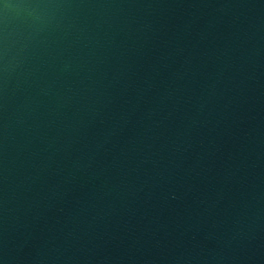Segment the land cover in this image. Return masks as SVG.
Segmentation results:
<instances>
[{"label": "water", "instance_id": "water-1", "mask_svg": "<svg viewBox=\"0 0 264 264\" xmlns=\"http://www.w3.org/2000/svg\"><path fill=\"white\" fill-rule=\"evenodd\" d=\"M0 264H264V0H0Z\"/></svg>", "mask_w": 264, "mask_h": 264}]
</instances>
